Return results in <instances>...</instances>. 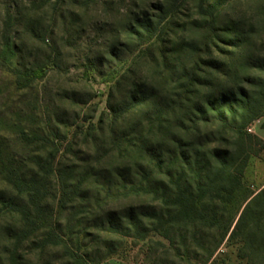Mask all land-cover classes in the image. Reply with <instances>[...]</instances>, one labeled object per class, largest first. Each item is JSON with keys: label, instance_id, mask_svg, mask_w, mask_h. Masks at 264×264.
I'll list each match as a JSON object with an SVG mask.
<instances>
[{"label": "trees", "instance_id": "1", "mask_svg": "<svg viewBox=\"0 0 264 264\" xmlns=\"http://www.w3.org/2000/svg\"><path fill=\"white\" fill-rule=\"evenodd\" d=\"M81 1L86 5L89 0ZM256 1L264 20V0ZM203 4L199 11L214 16L218 13L216 6L224 2L206 0ZM2 18L5 34L0 36V46H7V32L15 20L8 9ZM24 26L33 40L44 44L39 22L28 21ZM138 27L149 36L156 29H150L149 22H141ZM234 27L229 28L226 45L236 52L250 48L251 26L246 30ZM134 33L142 35L138 30ZM205 63L209 70L229 75L224 62ZM240 66L242 73L244 69L247 72L237 79L252 90L222 85L217 92L189 100L190 85L185 84L189 75L179 74L173 89L177 92L173 94L175 101L168 96L157 98L151 89H144L138 91L136 99L131 96L128 103L110 108L114 116L109 124L110 135L105 139V130L100 128V139L92 140L97 142L96 149L105 147L104 160L115 159L122 168L111 172L113 182L102 187L104 194L111 195L113 201L118 197L119 202L129 197L149 198L154 208L135 203L121 210L124 215L111 208L104 217H97L91 228L98 227L106 236L133 240L152 233L167 241V247L156 242L161 253L154 264H161L160 258L170 253L181 264H226L222 246L234 249L238 264H264V192L252 191L243 182L254 157L252 144L262 145L247 130L250 123L264 117V56H248ZM185 67L180 66L178 71ZM57 68L54 62L10 67L0 53V71L11 77L16 92L30 89ZM234 74L236 77V71ZM133 107L143 113L135 129L145 133H135L139 137L136 140L123 128V114ZM15 117L17 124L5 128L15 136L13 146L0 138V264H92L89 245L97 239L91 238L89 228H80L82 219L72 226V217L65 218L64 225L60 223L62 214L58 210L63 207L58 204L73 203L75 197L80 201L87 198L88 192L79 183L68 191L64 178L74 170L62 172L58 204H53V196L48 197L46 192V184L55 178L57 158L63 156L58 154L66 134L60 139L41 120L35 121L30 112ZM152 130L154 135L150 134ZM149 134L154 142L149 141ZM66 143L67 153L71 143ZM19 152L23 154L18 156ZM81 159L78 161L85 162ZM90 198L99 205L98 195ZM137 216L148 221L143 235L135 223Z\"/></svg>", "mask_w": 264, "mask_h": 264}, {"label": "rangeland", "instance_id": "2", "mask_svg": "<svg viewBox=\"0 0 264 264\" xmlns=\"http://www.w3.org/2000/svg\"><path fill=\"white\" fill-rule=\"evenodd\" d=\"M205 1L89 0L82 5L81 0H0V21L5 9L15 20L7 32L9 44L0 46L6 65L35 66L54 62L58 66L30 89L18 92L11 85V77L0 71V138L13 146L15 136L5 128L11 129L17 124L15 115L25 112L32 113L35 121L41 120L53 129L60 139L66 134L71 146L66 153V140L60 143L63 149L58 156H63L57 158L55 178L46 184V192L48 197L53 196V204H58L62 172L74 170L64 178L68 191L79 183L88 192L87 198L80 201L75 197L73 203L58 204L63 207L58 210L62 214L60 223L64 225L65 218L72 217V226L82 219L80 228H89L91 238L97 239L89 245L92 264H154V258L161 253L156 242L165 247L169 245L152 233L132 240L106 236L98 227L91 228L94 220L104 217L111 208L119 215L124 213L121 210L136 206L135 203L154 208L149 198L129 197L119 202L118 197L113 201L111 195L104 194L103 188L113 182L111 172L122 168L115 159L104 160L105 147L95 148L94 139H100L98 129L105 130V139L110 135L109 124L114 117L110 108L128 103L131 96L136 99L138 91L144 89H151V94L157 98L168 96L170 101H175L173 94L177 92L173 89L179 74L189 75L185 82L190 85L189 100L217 92L222 85L252 90L237 78L247 72L244 69L242 73L240 66L246 57L264 56V20L259 16V2L221 0L224 4L216 6H219L217 15L204 16L199 7ZM28 21L39 22L44 44L26 33L24 24ZM141 22H149L150 29L155 26V31L147 35L138 27ZM230 26L243 30L251 26L252 46L241 52L228 47L224 40L231 34ZM3 28L0 22V36L5 34ZM134 30L142 35L138 37ZM207 60L224 62L229 75L209 70ZM179 65H185V70L178 71ZM139 110L133 107L123 114V128L135 140L139 138L135 133L145 135L144 131L135 129L143 118ZM65 124L69 127L65 128ZM248 129L247 134L262 141V145L252 144L254 157L245 170L243 182L252 191L264 192V117L250 123ZM150 134L154 135V131ZM150 134L148 139L154 142ZM22 154L19 152L18 156ZM81 158L85 162L78 161ZM99 190L103 191L97 194ZM95 194L99 205L90 198L97 196ZM47 202L52 204L51 199ZM135 221L143 235L148 230V221L140 216ZM122 223L126 226L125 218ZM221 250L226 264H238L234 249L222 246ZM160 259L161 264H181L171 253Z\"/></svg>", "mask_w": 264, "mask_h": 264}, {"label": "built area", "instance_id": "3", "mask_svg": "<svg viewBox=\"0 0 264 264\" xmlns=\"http://www.w3.org/2000/svg\"><path fill=\"white\" fill-rule=\"evenodd\" d=\"M248 131H250V130L248 129Z\"/></svg>", "mask_w": 264, "mask_h": 264}]
</instances>
